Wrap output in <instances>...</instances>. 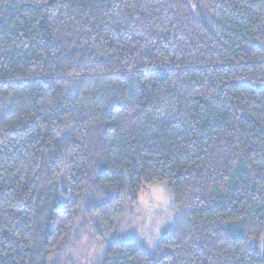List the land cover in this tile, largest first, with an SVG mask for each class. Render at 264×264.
<instances>
[{"label":"trees","instance_id":"obj_1","mask_svg":"<svg viewBox=\"0 0 264 264\" xmlns=\"http://www.w3.org/2000/svg\"><path fill=\"white\" fill-rule=\"evenodd\" d=\"M153 182L183 217L99 264H264V0H0V264Z\"/></svg>","mask_w":264,"mask_h":264},{"label":"rangeland","instance_id":"obj_2","mask_svg":"<svg viewBox=\"0 0 264 264\" xmlns=\"http://www.w3.org/2000/svg\"><path fill=\"white\" fill-rule=\"evenodd\" d=\"M137 200L135 205L127 202L101 236L94 233L89 224L78 226L74 240L59 255V262L99 264L106 244L112 241L135 239L146 251L154 250L183 217L182 209L174 203L164 182H153L144 187Z\"/></svg>","mask_w":264,"mask_h":264}]
</instances>
